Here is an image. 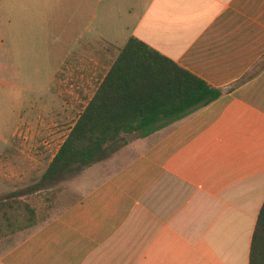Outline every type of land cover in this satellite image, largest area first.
Wrapping results in <instances>:
<instances>
[{
	"label": "crops",
	"instance_id": "0c3cea01",
	"mask_svg": "<svg viewBox=\"0 0 264 264\" xmlns=\"http://www.w3.org/2000/svg\"><path fill=\"white\" fill-rule=\"evenodd\" d=\"M95 2L75 41L80 51L60 69L74 57L86 61L91 42L106 53L136 38L226 92L133 137L112 156L115 170L0 264H249L264 203V68L238 82L264 59V0Z\"/></svg>",
	"mask_w": 264,
	"mask_h": 264
},
{
	"label": "rangeland",
	"instance_id": "374dc122",
	"mask_svg": "<svg viewBox=\"0 0 264 264\" xmlns=\"http://www.w3.org/2000/svg\"><path fill=\"white\" fill-rule=\"evenodd\" d=\"M95 6V0H0V195L27 186L44 171L46 155L55 154L86 104L76 97L92 96L102 69L98 43L83 50L87 64L74 57L72 65L60 67L80 51L75 41L89 29ZM132 138H127L126 148ZM113 159L23 198L36 210L37 224L76 202L115 170L119 163ZM30 229L1 238L0 255L34 228Z\"/></svg>",
	"mask_w": 264,
	"mask_h": 264
},
{
	"label": "trees",
	"instance_id": "16d2710c",
	"mask_svg": "<svg viewBox=\"0 0 264 264\" xmlns=\"http://www.w3.org/2000/svg\"><path fill=\"white\" fill-rule=\"evenodd\" d=\"M99 62L106 70L97 72L92 96L83 99L85 106L55 154L51 158L46 155L44 171L27 186L0 195V239L52 218L37 224L36 210L23 198L109 159L128 144V137L146 138L208 106L226 92L136 38H130L121 49L108 47L106 53L101 52ZM263 68L264 59L238 85ZM249 264H264V203L252 235Z\"/></svg>",
	"mask_w": 264,
	"mask_h": 264
}]
</instances>
